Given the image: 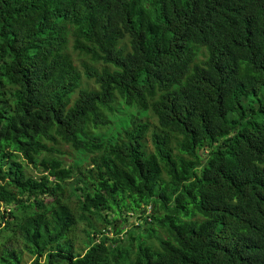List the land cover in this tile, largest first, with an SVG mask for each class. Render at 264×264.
<instances>
[{
  "label": "trees",
  "instance_id": "1",
  "mask_svg": "<svg viewBox=\"0 0 264 264\" xmlns=\"http://www.w3.org/2000/svg\"><path fill=\"white\" fill-rule=\"evenodd\" d=\"M0 264H264V0H0Z\"/></svg>",
  "mask_w": 264,
  "mask_h": 264
},
{
  "label": "rangeland",
  "instance_id": "2",
  "mask_svg": "<svg viewBox=\"0 0 264 264\" xmlns=\"http://www.w3.org/2000/svg\"><path fill=\"white\" fill-rule=\"evenodd\" d=\"M69 43L72 45V40L69 39ZM71 46L69 45L68 49H70ZM88 57V58H87ZM83 56L81 60H88L87 63L90 64L91 63V59L92 57L90 56ZM81 60H77V61H81ZM96 65H99L100 63H96ZM80 68V67H79ZM83 79V85H86L88 82H90V80L87 79V77H85V75L82 76ZM259 97H262V94H260ZM259 97L254 96V100L252 99H248L245 100L244 104L245 106H247L248 108H251V105H257L258 107V103H259ZM146 117H148V114L146 111L139 109L135 106H127L122 104L121 102L119 103L118 107H117V114L114 115L112 117V124L114 125V127L122 125V124H126L129 125L131 118H139L141 120L145 119ZM109 132L108 131H104L103 134V141L106 143L107 142V138L109 137ZM79 159L82 160V157H79L77 154H74L72 151H69V153L67 154V157L65 158V161L69 164H73L75 162L79 163ZM30 168L37 172L38 174H40V170L38 168H36V166H34L33 164H29ZM49 199V198H48ZM137 219L135 216H132L131 218V223H136ZM162 232V231H161Z\"/></svg>",
  "mask_w": 264,
  "mask_h": 264
},
{
  "label": "clouds",
  "instance_id": "3",
  "mask_svg": "<svg viewBox=\"0 0 264 264\" xmlns=\"http://www.w3.org/2000/svg\"><path fill=\"white\" fill-rule=\"evenodd\" d=\"M68 44H70L69 42H68ZM88 55H86V57H87ZM88 58V57H87ZM84 74H82V76H83ZM28 171L31 173V174H33V175H35V176H37V172H35V171H33L32 169H29L28 168ZM145 215H147L148 216V219L150 220L151 219V212L153 211V204H148L147 205V207L145 208ZM136 217V216H135ZM137 219V218H136ZM130 220H131V218H130ZM139 222V221H138ZM138 222H136V223H138Z\"/></svg>",
  "mask_w": 264,
  "mask_h": 264
}]
</instances>
